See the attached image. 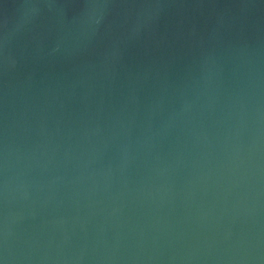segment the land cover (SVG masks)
<instances>
[{
    "label": "water",
    "instance_id": "95a60500",
    "mask_svg": "<svg viewBox=\"0 0 264 264\" xmlns=\"http://www.w3.org/2000/svg\"><path fill=\"white\" fill-rule=\"evenodd\" d=\"M0 264H264V0H0Z\"/></svg>",
    "mask_w": 264,
    "mask_h": 264
}]
</instances>
